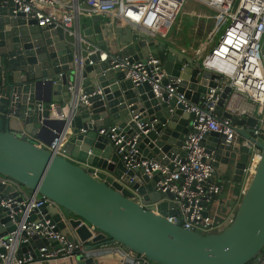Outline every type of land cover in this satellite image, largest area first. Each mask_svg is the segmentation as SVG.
<instances>
[{"label":"water","instance_id":"water-1","mask_svg":"<svg viewBox=\"0 0 264 264\" xmlns=\"http://www.w3.org/2000/svg\"><path fill=\"white\" fill-rule=\"evenodd\" d=\"M14 8L12 1L0 4V177L12 181H0V199L17 197L21 187L54 202L56 206L43 205L35 212L51 215L56 230L69 241L75 234L88 252L118 244L151 264H258L264 249V140L256 142L260 159L233 222L220 233L202 235L169 223L165 217L177 216L178 210L170 203V192L157 191L161 175L127 170L113 143L99 134L115 127L127 141L136 137L137 161L172 169L170 161L185 155L182 147L195 117L178 98L197 106L210 89L220 87V76L165 41L138 35L118 21L94 17L80 23L82 41L110 57L131 62L155 58L167 74L156 98L148 82L135 85L119 68L111 69L112 60L98 63L99 53L92 58L95 65L77 69L74 46L62 26H39L23 13L14 14ZM177 80L168 97L165 87ZM69 83L74 84L72 93ZM80 90L87 104H75ZM230 92L225 87L215 113L230 120L241 139L250 140L256 119H237L224 111ZM68 128L72 134L65 155L48 151L45 146ZM201 144L214 154L212 165L220 181L228 180L232 171L234 183H242L246 148L233 150L218 133L207 134ZM7 212L0 208V235L15 230ZM88 226L96 230L93 238ZM45 243L34 239L32 246L21 245L17 255ZM77 264L101 263L97 257L81 256Z\"/></svg>","mask_w":264,"mask_h":264},{"label":"built area","instance_id":"built-area-1","mask_svg":"<svg viewBox=\"0 0 264 264\" xmlns=\"http://www.w3.org/2000/svg\"><path fill=\"white\" fill-rule=\"evenodd\" d=\"M8 1L15 5L14 14L23 13L36 20L39 26H62L67 42L74 46L73 64L77 69H82L85 63L88 66L95 65L92 58L99 53L98 63L112 60L111 69L119 68L125 78L135 85L148 82L155 97H161L159 84L167 78V74L155 58L149 56L146 60L131 62L117 55L110 57L105 51L85 44L79 36V28L75 30L74 26H79L82 19L101 17L108 23L118 21L125 24L138 35L166 39L188 0H0V4H7ZM192 1L214 11L213 28L207 33L204 46L196 50L194 58L200 61L203 69L220 76V87L210 89L205 101L197 106L187 105L183 96L178 98V103L184 105L186 113L195 114L182 147L185 155L170 161L172 169L155 161H137L136 137L127 141L122 132L116 133L115 127L108 131L101 130L99 134L106 135L113 143L116 152L122 155L127 170L142 168L149 177L156 173L161 175L157 191L170 192L173 195L170 203L176 205L178 210L177 216L165 217L169 223L187 231L210 235L220 233L233 222L238 205L226 207L224 214L215 206L216 197L222 192L223 186L213 180L214 154L206 152L201 144L203 138L209 133H218L225 136L233 150L241 147L248 150V162L244 170L245 189L260 159L261 153L256 142L264 140V0ZM177 83L178 80L165 87L168 97L175 92L172 85ZM225 87H229L231 92L224 102V111L237 119H256L250 140L241 139L233 130L230 120L215 113ZM73 90L74 84L69 83L68 92L72 93ZM80 102L87 104V95L82 90L75 104ZM53 109L55 112L56 107L52 105ZM52 117L64 119L63 114L57 116L53 113ZM71 134V130L66 129L45 148L64 156V147ZM0 181L2 184L12 183L4 177H0ZM17 193L13 199H0V208L8 210L5 216L15 227L14 231L0 235V264H77L78 257L99 259L102 254L117 257L119 264H151L145 257L118 244L88 252L86 243L75 234H72L73 240L69 241L67 235L56 230L57 223L52 221L51 215L35 212L43 205L56 206L54 202L36 193L26 194L21 187L17 188ZM18 197H22V200L18 201ZM59 214L65 222L63 215ZM32 215L33 220L29 221ZM87 229L93 238L96 235L95 228L88 226ZM34 239H42L47 243L26 250L19 257L17 253L21 245L32 246ZM258 264H264V253Z\"/></svg>","mask_w":264,"mask_h":264},{"label":"crops","instance_id":"crops-1","mask_svg":"<svg viewBox=\"0 0 264 264\" xmlns=\"http://www.w3.org/2000/svg\"><path fill=\"white\" fill-rule=\"evenodd\" d=\"M193 3L196 2L193 1ZM213 15H214V11L206 8L201 4L198 7H196V4H193V6L191 7H189L188 5L184 6L182 10V14L178 19H183L182 22H180L182 25L181 30L183 34L189 33L194 36L193 45H192L194 50L186 51L185 46L172 43V41L168 37L169 34L166 39H161V40L165 41L169 46H173L176 49H178L180 52H183L194 58L196 50H198L199 48L201 49V47L204 46L206 35L208 31H210L211 28L213 27L212 25H214V22L212 21ZM102 20L106 22L103 18ZM84 21L90 23L91 19H82L80 20V23ZM78 28H80V24L79 26L78 25L74 26L75 30H78ZM191 51L194 52L193 55H191ZM233 177L234 174L231 171L229 174V178L226 181H220V177L218 175H215V178H213L215 182L221 183L223 186V190L216 197V202H215V206L219 207V211L222 214L225 213L226 207H231V208L236 207L240 201L243 192L245 191L244 179L241 184H238V183H234ZM108 246H113V245H108ZM101 250L103 253V249ZM99 261L101 264H119L117 257L110 255L104 256V254H102V257L99 258Z\"/></svg>","mask_w":264,"mask_h":264},{"label":"rangeland","instance_id":"rangeland-1","mask_svg":"<svg viewBox=\"0 0 264 264\" xmlns=\"http://www.w3.org/2000/svg\"><path fill=\"white\" fill-rule=\"evenodd\" d=\"M193 4H196V7H198L200 5V4H197V3H193L192 0H188L187 3H186V6L188 5L189 7H191V6H193ZM182 20L183 19H178L176 21V23L172 26L171 30L169 31V33H168L169 36L168 37L172 41V43L179 44L181 46H185V48H186L185 50L186 51L187 50H194L193 47H192L194 36L189 34V33L183 34V32L181 30L182 29V27H181L182 25L180 23V22H182ZM212 24H213V22H212ZM212 28H211V30H212ZM217 39H218V35H217ZM25 192H26V194H30V191H28V190H25ZM262 253H264V249H263Z\"/></svg>","mask_w":264,"mask_h":264},{"label":"bare ground","instance_id":"bare-ground-1","mask_svg":"<svg viewBox=\"0 0 264 264\" xmlns=\"http://www.w3.org/2000/svg\"><path fill=\"white\" fill-rule=\"evenodd\" d=\"M194 54V52L193 51H191V55H193Z\"/></svg>","mask_w":264,"mask_h":264}]
</instances>
